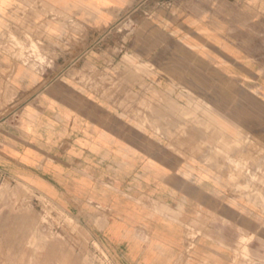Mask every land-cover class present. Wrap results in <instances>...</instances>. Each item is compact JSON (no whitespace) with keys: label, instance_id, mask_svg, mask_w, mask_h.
<instances>
[{"label":"crops","instance_id":"obj_1","mask_svg":"<svg viewBox=\"0 0 264 264\" xmlns=\"http://www.w3.org/2000/svg\"><path fill=\"white\" fill-rule=\"evenodd\" d=\"M136 1L0 0V106L17 107L0 120V168L24 173L45 194L107 210L101 235L120 264H225L203 240L187 252L185 224L208 204L226 202L249 227L259 225L254 213L206 189L204 179L179 176L181 163L156 133L125 114V103L136 100L110 99L79 78L83 72L97 81L120 62L114 25ZM151 3L129 54L141 58L154 49L170 60L160 73L176 65L197 74L198 87L206 65L208 73L225 75L242 93L230 88L210 104L226 125L230 151L238 132L264 147V0ZM163 83L150 84L166 90ZM212 87L222 89L218 82Z\"/></svg>","mask_w":264,"mask_h":264},{"label":"rangeland","instance_id":"obj_2","mask_svg":"<svg viewBox=\"0 0 264 264\" xmlns=\"http://www.w3.org/2000/svg\"><path fill=\"white\" fill-rule=\"evenodd\" d=\"M151 2L137 0L114 25L117 43L113 51L122 55L120 62L100 74L97 81L83 72L79 78L94 81L97 90L110 99L124 96L136 100L138 104L125 103V114L142 129L156 133L157 143L168 147L173 159L181 163L179 176L204 179L206 189L214 188L221 197L227 196L229 203L254 213L259 225L249 227L237 212H229L226 202L205 205L197 218L185 224L186 251L199 239L206 248L223 255L225 264H264V147L251 144L238 132L231 138L230 151L226 125L219 124L210 104L212 99L229 96L235 86L225 75L208 73L206 65L205 73L199 75L205 84L198 87V75L180 73L176 65L173 73H160L170 60L154 49L141 58L129 54L133 33L149 16ZM175 45L173 49L179 50ZM127 82H133L136 89L126 88ZM152 82L170 86L154 89ZM214 82L222 89H213ZM122 83L126 89L121 88ZM231 91L238 97L242 93ZM165 98L172 101L170 106H165ZM6 103L0 106V120L17 108ZM246 143L248 150H244ZM107 217L108 211L96 204L91 207L45 194L24 173L0 168V264H120L118 252L101 235ZM174 261L181 263L180 258Z\"/></svg>","mask_w":264,"mask_h":264},{"label":"bare ground","instance_id":"obj_3","mask_svg":"<svg viewBox=\"0 0 264 264\" xmlns=\"http://www.w3.org/2000/svg\"><path fill=\"white\" fill-rule=\"evenodd\" d=\"M180 152V151H179Z\"/></svg>","mask_w":264,"mask_h":264}]
</instances>
